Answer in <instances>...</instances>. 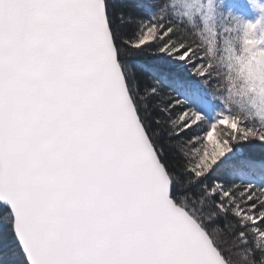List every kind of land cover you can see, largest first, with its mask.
Wrapping results in <instances>:
<instances>
[{
  "label": "snow or ice",
  "instance_id": "snow-or-ice-1",
  "mask_svg": "<svg viewBox=\"0 0 264 264\" xmlns=\"http://www.w3.org/2000/svg\"><path fill=\"white\" fill-rule=\"evenodd\" d=\"M0 264H264V0H0Z\"/></svg>",
  "mask_w": 264,
  "mask_h": 264
},
{
  "label": "rangeland",
  "instance_id": "rangeland-1",
  "mask_svg": "<svg viewBox=\"0 0 264 264\" xmlns=\"http://www.w3.org/2000/svg\"><path fill=\"white\" fill-rule=\"evenodd\" d=\"M243 2L244 3H248L249 2V0H243ZM248 18H253V16H254V14H252L251 12H249L248 13ZM227 23V22H226ZM228 24V23H227ZM229 25H232L231 27H234L235 25H234V23H231V24H229Z\"/></svg>",
  "mask_w": 264,
  "mask_h": 264
},
{
  "label": "trees",
  "instance_id": "trees-1",
  "mask_svg": "<svg viewBox=\"0 0 264 264\" xmlns=\"http://www.w3.org/2000/svg\"><path fill=\"white\" fill-rule=\"evenodd\" d=\"M227 24V23H226ZM227 26L231 27L232 25L227 24Z\"/></svg>",
  "mask_w": 264,
  "mask_h": 264
}]
</instances>
